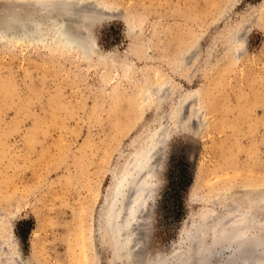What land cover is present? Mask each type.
I'll list each match as a JSON object with an SVG mask.
<instances>
[{"label":"rangeland","instance_id":"rangeland-1","mask_svg":"<svg viewBox=\"0 0 264 264\" xmlns=\"http://www.w3.org/2000/svg\"><path fill=\"white\" fill-rule=\"evenodd\" d=\"M37 1L0 0V20L41 19ZM84 1L100 16L66 21L87 56L0 34V264H116L108 194L155 137L145 254L171 258L198 227L208 242L224 208L260 242L264 0Z\"/></svg>","mask_w":264,"mask_h":264},{"label":"bare ground","instance_id":"bare-ground-1","mask_svg":"<svg viewBox=\"0 0 264 264\" xmlns=\"http://www.w3.org/2000/svg\"><path fill=\"white\" fill-rule=\"evenodd\" d=\"M37 2L40 3L41 19L34 17L27 20L5 16L0 20V34L8 35V37L13 35V39L43 41L42 43L47 42V45L54 43L61 47L60 49L62 47L72 48L87 56L93 49L91 38L72 23H85L92 20L95 15L100 16L97 15L96 4L84 0H38ZM68 18L72 20V23L66 21ZM19 33L22 37L17 36ZM184 111L183 105H180L179 109L173 113V119L187 117V112ZM164 130H166L165 127L162 132ZM159 140L163 141L155 137L148 144L147 151L142 154V158L130 163L129 172L122 174L115 186L114 182L110 186L114 188L112 193L108 194L105 222L114 258L117 257L116 264H173L176 259L179 261L178 264H217V259L220 260L223 256V249L231 250L230 255L222 257L223 264L263 263L264 238L259 242L257 240L259 232H251L250 227L248 230L245 229V234L242 233L243 229L238 223L253 218L245 219V211H240L238 207L234 211L224 208L225 210L220 212V214L223 212V215H213L212 219L208 220L207 225L212 235L208 242L201 239L203 230L198 227L184 238L183 244L174 250L171 258L148 257L145 254L147 251L143 244L142 234L143 229L145 232L148 225L147 213L150 200L156 193V185L150 184L146 179L151 177L155 168L159 166L158 162V165L156 164L160 157L157 155L162 149L161 144L160 147L158 146ZM111 190L109 189V193ZM243 224L246 226L245 223Z\"/></svg>","mask_w":264,"mask_h":264},{"label":"trees","instance_id":"trees-1","mask_svg":"<svg viewBox=\"0 0 264 264\" xmlns=\"http://www.w3.org/2000/svg\"><path fill=\"white\" fill-rule=\"evenodd\" d=\"M187 169H189V166L188 165L184 166V170H187ZM186 174H189V170L186 172ZM191 181L192 180H191V176H190V179L186 180V182H182V183L180 182L177 185V187H179L178 189L179 190H183V189L185 190V189H187V187L190 185V182ZM171 203H173V208H174L175 211H177V213H176L177 215L183 213V204H184L183 201H181V200H174Z\"/></svg>","mask_w":264,"mask_h":264}]
</instances>
